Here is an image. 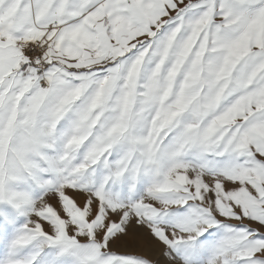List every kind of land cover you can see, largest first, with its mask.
Here are the masks:
<instances>
[{
    "label": "snow or ice",
    "instance_id": "1",
    "mask_svg": "<svg viewBox=\"0 0 264 264\" xmlns=\"http://www.w3.org/2000/svg\"><path fill=\"white\" fill-rule=\"evenodd\" d=\"M0 264H264V0H0Z\"/></svg>",
    "mask_w": 264,
    "mask_h": 264
}]
</instances>
